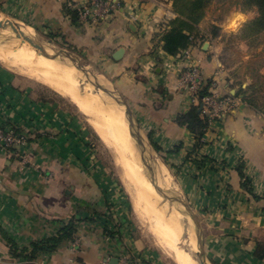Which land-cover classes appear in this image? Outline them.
<instances>
[{"label":"crops","instance_id":"1","mask_svg":"<svg viewBox=\"0 0 264 264\" xmlns=\"http://www.w3.org/2000/svg\"><path fill=\"white\" fill-rule=\"evenodd\" d=\"M107 1L114 8L96 23L75 24L68 12L88 0H0V13L75 49L120 88L195 213L209 264H264V64L248 72L239 59L227 60L222 51L247 43H232L227 16L220 20L212 7L204 9L184 54L204 78L216 81L220 94L242 101L209 127L196 148L194 135L176 122L190 108L176 87L184 63L162 49V35L178 16L173 0ZM213 25L219 34L211 37ZM208 35L211 41L201 42ZM118 49L124 52L115 60ZM16 84L0 76V126L12 125L25 139L17 148L21 157L0 152V264H123L125 257L133 264H156L132 224L124 193L95 162L76 116L60 101ZM239 159L258 198L233 171ZM70 221L77 229L74 239L54 252L32 260L10 254L8 239L26 248Z\"/></svg>","mask_w":264,"mask_h":264},{"label":"bare ground","instance_id":"2","mask_svg":"<svg viewBox=\"0 0 264 264\" xmlns=\"http://www.w3.org/2000/svg\"><path fill=\"white\" fill-rule=\"evenodd\" d=\"M4 22L0 20V29L7 33L0 38V63L17 74L42 83L75 105L101 141L108 149L113 150L114 154L109 149L115 155L121 182L135 214L143 223H147L162 252L174 264H199L195 257L197 239L193 228L181 223L182 213L162 199L161 191L152 181V177L157 180L159 187L183 203L176 193L177 181L157 158L153 161L148 159L150 148L146 146V139L143 136L141 141H136L126 112L118 100L102 90V93L93 90L90 83L79 82L83 81V69L82 72L79 71L63 56H54V49L42 41L40 42L44 44V49L33 47L30 42L19 38L10 25ZM16 24L26 38L38 39L33 35L32 28L27 27L29 29L26 31L21 24ZM94 78L101 81L95 76L85 80L89 82ZM184 233H187V239L181 245L180 239Z\"/></svg>","mask_w":264,"mask_h":264},{"label":"rangeland","instance_id":"3","mask_svg":"<svg viewBox=\"0 0 264 264\" xmlns=\"http://www.w3.org/2000/svg\"><path fill=\"white\" fill-rule=\"evenodd\" d=\"M184 1H187V0H184ZM172 6H173V3H172ZM209 6L212 7L211 11L216 13L215 15H218L220 20H224V17L227 16V18H225V19L228 21V26H229L230 20L233 19V15L237 12H243V13L247 14L250 18L247 20L246 23L243 24V26L238 31H233L229 28L230 29L229 31H231L232 34L230 33V35L227 36L228 39L232 43H235L237 41L240 42L244 38L246 41L245 44L247 43L248 45L246 44L244 47V44L241 43L243 45L242 46L243 48L242 49L240 48V50H238L239 47H237L236 45H233L231 47H233L234 49H232L230 51L226 50L224 52L223 51L221 52L223 54V56H226L227 60L232 61V62L239 59L240 61H242V64H244L246 71H248V72L251 70L255 71V69L259 68L260 65H263L264 64V32L258 33V35H256V33L252 32V28L250 27L251 21L254 20L258 15L257 9L254 7H246L243 3V0H211L209 3H207V5L204 7V9L208 8ZM254 12H255V14H254ZM203 13H204V10H203ZM0 20H2V21L8 20V21H12V22L16 23V21H14L13 19H11L10 17H8L7 15H5L3 13H0ZM20 26L26 31H27V29H29L26 26H23V25H20ZM208 30H209V34L211 37L219 34L218 33L219 32L218 27H216L214 25L212 27H210ZM31 31H32L33 35H35L38 38L37 39L38 41H42L48 47L53 48L54 51L63 50L72 56L73 62L70 60H68V61L71 64L72 63L75 64L76 67H78L77 69H79V71L82 72V69L84 70V76H83V74H81V78L83 81H80L78 79L79 82H82V83L85 82L86 84H88V83L92 84L91 88H93V90H98L100 93H102V91L99 88H97L93 82L96 81L101 86H104L107 88L109 87L111 91L119 93L124 98V101L127 102L128 108H130V110H131V105L127 101V99L122 95L123 93H121L120 88L113 81H111L110 79H108L105 76H103L102 74H100L93 66L87 64V62L85 61L83 56L78 51L63 45V43L53 41L49 37L35 33L33 30H31ZM0 34H1L0 38H2V37H5L7 33H4L2 31V29H0ZM225 35H227V34H225ZM210 36L208 35V37H204V36L201 37L200 38L201 42L205 41V40L211 41ZM48 41H51V42H48ZM232 43H229V44L232 45ZM218 53L219 52H216V55H218ZM241 55L243 57H245L242 60L240 59ZM63 57H65V56H63ZM65 58H67V57H65ZM241 67H243V66H241ZM87 75H90V76H87ZM0 76L3 78L15 79L16 83H17L16 85L18 87L23 88V89H27V88L31 89V92H33V94H35L36 96L38 93L39 96H42V97L46 96V97L51 98V100L60 101V103H62L65 107L69 108V111L72 112L76 116V118L79 120V122L81 124V127L87 133V136L85 137V141H86V143H88V145L91 148V152L93 154L95 162L97 163V165H99L101 168H103L105 171H107L114 179H116L119 187L121 188L122 193H124L125 198H126L128 204H129V207H130V215H131L132 224L134 225L136 232L139 233V235L142 236V238H144V240L147 242L149 247L154 251L155 256H156V259L154 260V262L156 264H174L171 261V259H169L162 252V250L159 248L157 242L155 241L156 239L154 238V235H152L149 231L150 230L149 226L147 227V223H145V222L143 223V221L140 220L138 218V216L135 214L131 200H130V198H129V196H128V194H127V192H126V190H125V188L121 182L120 170H119V166L115 162V155H113L114 154L113 150H111L109 148L113 152V154H112L111 151L108 149V147L101 141V139L99 138V136L97 135L95 130L87 122L85 116L82 115L79 111H77V108L75 107V105L73 103H71L68 99L62 97L61 95H59L58 93H56L55 91H53L49 87L43 85L42 83L36 82L34 80L28 79V77L17 74L15 72L11 71L10 69H8L7 67H5L1 63H0ZM94 76L98 77L102 82L101 81L99 82L95 78L90 79L89 82H87L85 80L88 77L90 78V77H94ZM117 105H118V102H117ZM123 109H124V107H123ZM132 114L134 115L133 111H132ZM134 118H136V117L134 116ZM141 133H142V136H144V138L146 139V141L148 143V144L146 143V146L148 145L150 148V150H149L150 155H149L148 159L151 158L153 161L154 159L157 158L169 170L167 165L163 162V160L157 155V153L152 148V146H151L152 141L151 142L148 141V137L146 136L145 132L142 129H141ZM169 172H170V174H172L170 170H169ZM176 193L183 200L182 195L180 194L179 185H178ZM161 197L164 201H167L165 199V197L162 195V193H161ZM183 202L186 204L185 200H183ZM167 203H169L170 206L174 209L172 203H170L168 201H167ZM193 214L195 215V213H193ZM181 223H184V225L192 227L193 232H194L195 225L192 222L188 221L182 215H181ZM190 230H191V228H190ZM193 232H192V234H193ZM186 234L187 233H184V235L180 239L181 245L187 239Z\"/></svg>","mask_w":264,"mask_h":264},{"label":"trees","instance_id":"4","mask_svg":"<svg viewBox=\"0 0 264 264\" xmlns=\"http://www.w3.org/2000/svg\"><path fill=\"white\" fill-rule=\"evenodd\" d=\"M210 1L211 0H173V8L178 16L172 22L169 29L162 35V49L166 54L175 56L191 44V33L194 31V26L192 24H197L199 22L203 16L204 7ZM243 3L246 7L256 8L258 12L257 17L250 23L252 32L256 34L264 32V0H243ZM68 12L72 15L73 22L77 24L79 19L76 9L70 8ZM210 83L211 79H206V84L200 91L201 96L208 94ZM199 108V106H190L187 112L176 117V122L181 126H185L190 133L194 135L196 148H200L203 145L202 137L209 129L208 122L205 117H202ZM236 109L238 108H235V110ZM148 140L151 142L150 135L148 136ZM151 146L155 151L159 150L152 142ZM196 164L198 167L201 166L198 162H196ZM233 171L240 177L241 187L254 198H258L254 195L250 183L245 177V165L242 159H239ZM76 231L75 224L73 221H70L65 226L61 227L56 235L33 242L26 248H19L8 239L9 251L15 258L32 260L39 254L54 252L63 241H72Z\"/></svg>","mask_w":264,"mask_h":264},{"label":"built area","instance_id":"5","mask_svg":"<svg viewBox=\"0 0 264 264\" xmlns=\"http://www.w3.org/2000/svg\"><path fill=\"white\" fill-rule=\"evenodd\" d=\"M74 8L78 13V19L80 21L96 23L104 20L114 7L110 5L107 0H88V4L81 7L74 6ZM174 60L178 63H184V66L179 69V76L176 84L177 89L181 90L190 106H199L201 108L208 122V127L240 106L242 101L241 98L229 93L220 94V92L216 90V81L214 79H211L208 94L201 96L200 91L206 84V78H204L199 65L190 60L188 55L186 53L184 54V51L175 55ZM173 63L174 66L178 64H175V62ZM24 144V137L16 132L15 127L7 124L5 126H0L1 153L19 158L21 154L17 148ZM245 177L247 181H249L251 188H253V178L249 177L248 173H246V166ZM122 263L133 264L132 261L126 257L123 259ZM101 264H106V262H101Z\"/></svg>","mask_w":264,"mask_h":264},{"label":"water","instance_id":"6","mask_svg":"<svg viewBox=\"0 0 264 264\" xmlns=\"http://www.w3.org/2000/svg\"><path fill=\"white\" fill-rule=\"evenodd\" d=\"M4 24H9L12 31H14L18 35L19 38H22L25 41L30 42V44L33 47H35L37 49H44V44H42L40 41L26 38L25 35L22 33V31H20L18 25L15 22L5 21ZM48 42H51V41H48ZM123 52H124L123 49H118L114 53L113 58L115 60H119L122 57ZM54 56H56V57L65 56L68 58V60L72 61V56L63 50L54 51ZM72 65L76 67L75 64L72 63ZM77 68L78 67H76V69ZM93 83L97 88L102 90L104 93L112 95L113 97H115L118 100L119 104L122 107H124V110L126 112V116L128 118V122L130 124V128L132 130V133H133L137 142L141 141L142 137H143L142 133H141V127H140L137 119L134 118V115L132 114V111L130 110V108H128L127 102L124 101V98L119 93L113 92L109 88L99 85L98 82H96V81ZM150 170H151V168H150ZM152 181L159 188L161 193L164 195L165 199L168 202L172 203L182 213V215H184L190 222H192L195 225L194 233H195V236L197 239V251L195 253V257L199 261V264H209V261L206 258V255H205V252L203 249L202 231H201V227H200V224H199L197 217L193 214V212L189 209V207L184 202L181 203L176 197L171 196L168 191L163 190L161 187H159L157 180H155L154 177H152Z\"/></svg>","mask_w":264,"mask_h":264},{"label":"clouds","instance_id":"7","mask_svg":"<svg viewBox=\"0 0 264 264\" xmlns=\"http://www.w3.org/2000/svg\"><path fill=\"white\" fill-rule=\"evenodd\" d=\"M249 16L243 12H237L233 15V19L229 22V28L233 31H238L244 23L247 22Z\"/></svg>","mask_w":264,"mask_h":264}]
</instances>
